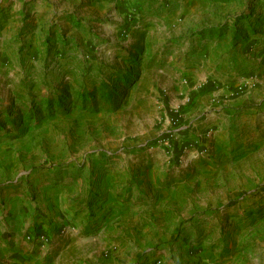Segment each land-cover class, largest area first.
Instances as JSON below:
<instances>
[{
	"label": "rangeland",
	"instance_id": "1",
	"mask_svg": "<svg viewBox=\"0 0 264 264\" xmlns=\"http://www.w3.org/2000/svg\"><path fill=\"white\" fill-rule=\"evenodd\" d=\"M263 45L264 0H0V205L29 186H80L66 212L82 228L46 263L200 264L203 249L264 264V114L219 146L184 116L215 61L253 65Z\"/></svg>",
	"mask_w": 264,
	"mask_h": 264
},
{
	"label": "crops",
	"instance_id": "2",
	"mask_svg": "<svg viewBox=\"0 0 264 264\" xmlns=\"http://www.w3.org/2000/svg\"><path fill=\"white\" fill-rule=\"evenodd\" d=\"M220 50L221 45L216 44L212 52L218 56V52H222ZM252 60L253 65L242 56L236 59V56L226 55L222 61H215L212 67L215 75L213 85L209 90L200 89L194 93L191 109L184 115L187 117L192 113L189 122H194L195 125L207 124L215 132L218 146L222 143L221 133L224 129L231 140L236 135L240 139L243 131L248 136V128L250 124L254 125L256 115L264 114V45ZM251 68L258 72L253 85L248 84L247 78L252 72ZM178 94L185 97L186 91L181 90ZM186 98L188 101L187 96ZM107 179L112 180V176L108 175ZM64 181L66 180L56 185L29 186L30 191L34 192L29 197L23 193L7 195L8 201L0 205L4 209H0V264H60V253L46 263L45 260L53 254L50 249L57 245L60 250L67 248L63 239L68 236L69 230L76 228L75 231L78 232L82 228V220L75 222L70 216L71 211L66 212L67 207L72 208L81 197L80 186L64 185ZM85 197L88 198L87 195ZM212 220L218 222L221 218L219 214H213ZM241 231L236 230L231 237L233 241L226 242V245L232 248L243 236ZM48 232L54 237L50 248L48 241H43ZM79 243L81 238L75 236L72 244ZM48 250L50 251L47 252ZM262 250L264 253V248ZM198 253L202 256L200 264H218L214 257L208 256L206 250L200 249ZM232 256L234 258L229 264H240L235 255ZM250 263L263 264L259 257L245 262Z\"/></svg>",
	"mask_w": 264,
	"mask_h": 264
},
{
	"label": "trees",
	"instance_id": "3",
	"mask_svg": "<svg viewBox=\"0 0 264 264\" xmlns=\"http://www.w3.org/2000/svg\"><path fill=\"white\" fill-rule=\"evenodd\" d=\"M125 81H128V80H125ZM111 92H112V90L109 88V85L106 82H103V84L100 87L101 97L105 99V103L108 104V107L110 109L111 108L112 109H115L117 100H115V98L112 97ZM76 95L79 96V97H81V101L84 102V105L85 106L93 107V105L95 104V101H94L93 93L92 92L81 91V92H77ZM84 100L89 101L90 105L87 104V102L84 101ZM54 103L57 106H61V104H62V97H58L54 101ZM47 104H48V107L49 108L53 105V103H52V101L50 99L47 101Z\"/></svg>",
	"mask_w": 264,
	"mask_h": 264
}]
</instances>
